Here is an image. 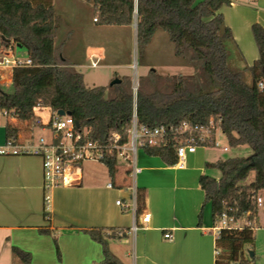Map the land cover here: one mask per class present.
<instances>
[{
    "label": "trees",
    "instance_id": "1",
    "mask_svg": "<svg viewBox=\"0 0 264 264\" xmlns=\"http://www.w3.org/2000/svg\"><path fill=\"white\" fill-rule=\"evenodd\" d=\"M93 6L98 24L130 26L136 23L137 51L144 55L156 32L164 30L174 44L177 57L193 68L190 74L162 75L151 68L139 77L137 119L140 125L165 126L167 135L159 144L144 151L159 156L168 165L177 162L176 149L190 132H181L186 121L208 125L226 137L229 145L247 144L253 153L207 163L218 168L219 179L204 174L201 187L205 202H211L214 221L224 213L236 218L247 216L253 225L222 229L216 238L215 264H255L248 249L254 244L257 198L264 191V26L251 25L259 57L244 64L233 32L220 12L233 0H83ZM61 17L53 5L30 0H0V42L12 40L20 54L33 64L13 69L11 90L0 82V108L11 110L21 121H34V108L65 110L92 130L90 137L106 143L110 131L127 140L133 116V84L129 76L113 85L87 86L83 73L66 55L64 45H56ZM71 35V34H70ZM67 36L65 43L70 39ZM236 54L237 57H235ZM231 63H235L232 66ZM244 64V65H242ZM8 136L18 128L6 124ZM215 129L212 136L215 137ZM198 146H213L199 141ZM113 179L121 165L116 155L102 161ZM131 173V167L125 170ZM254 173L251 182L246 183ZM145 195L137 189V213H142ZM201 218V213H200ZM103 248L101 264H124L109 246L110 240L129 237V229L95 227L85 230ZM57 244V243H56ZM14 252L24 261L31 255L18 247ZM58 255H60L57 246Z\"/></svg>",
    "mask_w": 264,
    "mask_h": 264
},
{
    "label": "crops",
    "instance_id": "2",
    "mask_svg": "<svg viewBox=\"0 0 264 264\" xmlns=\"http://www.w3.org/2000/svg\"><path fill=\"white\" fill-rule=\"evenodd\" d=\"M220 12L232 29L244 64L252 65L259 51L251 25L257 22L264 26V0H233ZM91 49L90 55L85 51L83 59H103L99 47ZM48 110L37 113L45 123L51 114ZM6 124L17 127L22 139H36L38 131L46 129L29 121L6 119L0 122V145L7 138ZM140 150L137 165L142 170L136 176L127 175V167L120 164L119 173L111 181L84 180L82 175L78 185L54 188L49 217L44 209L42 158L0 155V264H101L102 245L85 230L130 229L135 216L141 213L116 204L119 198L129 200L130 186L144 192L142 212L150 214V221L135 234L119 240L131 247L127 252L131 260L118 255L115 241L109 243L116 257L124 264H215V221L200 179L210 168L207 163L220 159L199 146L187 156L184 167H179ZM109 182L113 186H108ZM165 232L172 236L166 238ZM13 247L29 252L30 262H24Z\"/></svg>",
    "mask_w": 264,
    "mask_h": 264
},
{
    "label": "built area",
    "instance_id": "3",
    "mask_svg": "<svg viewBox=\"0 0 264 264\" xmlns=\"http://www.w3.org/2000/svg\"><path fill=\"white\" fill-rule=\"evenodd\" d=\"M96 20V19H95ZM15 43L0 42V82L5 85L11 83L13 69L15 67L30 66L33 59L29 56L20 54ZM260 87H264V82H260ZM137 89L133 87V116L130 128L127 130V140L122 142V135L112 130L106 143L94 140L90 137L92 130L89 127L81 128L80 124L71 116V114L60 115L58 111H53L49 107L37 106L34 108L35 116L33 124L49 128L51 136L47 139L45 136H38L36 139L29 136L25 139L17 136H8L4 144L0 145V155H39L42 158L43 166V199L46 215L49 217L50 205L53 198V191L59 185H78L82 179L81 163L84 160L103 161L110 155H116L118 162L120 160L128 163L131 167V176H136L142 168L137 165V153L146 146L159 144L167 135L165 126H147L140 125L137 119ZM44 109H49V119L45 123L40 115ZM18 119L11 110L0 108V118ZM30 122V121H29ZM212 129H215V137L212 136ZM181 132H190L178 145L176 149L177 162L175 165L184 167L187 156L194 153L199 147L196 144L195 137L191 132H199V141H207L218 146L217 132L213 119L208 125H191L184 122L180 127ZM203 147V146H202ZM205 147V146H204ZM108 186H113L112 182ZM132 195L128 201L121 198L116 200V204L121 209L133 208L137 210V189L130 186ZM257 203H262V198H257ZM150 221V214L142 212L135 216L133 225L129 229V234H135L139 229H143L144 223ZM140 223L142 225H140ZM246 225H253V221L247 216L236 218L234 215L224 213L215 221L213 230L216 235L224 228H243ZM164 236L170 238L172 235L165 232Z\"/></svg>",
    "mask_w": 264,
    "mask_h": 264
},
{
    "label": "rangeland",
    "instance_id": "4",
    "mask_svg": "<svg viewBox=\"0 0 264 264\" xmlns=\"http://www.w3.org/2000/svg\"><path fill=\"white\" fill-rule=\"evenodd\" d=\"M30 1L33 4L44 3L55 7L61 17L56 35V45H64L67 56L76 62L75 67L83 73L87 86L109 85L114 78L122 79L129 76L132 79L133 87H138L139 77L147 74L151 68L156 69L162 75L190 74L194 71L191 66L175 55L174 44L169 40L164 30L159 29L145 54L139 55L135 23L130 26L98 24L94 17L92 4L83 0ZM68 35H70V39L65 43ZM15 47L18 49L17 45ZM97 47L103 51V59L96 57L83 59L85 51H88V55H90L91 48ZM235 55L237 57L238 54L235 53ZM231 64L235 66V63ZM3 86L6 91L11 90V83ZM6 119V117H1L0 122H5ZM39 135L48 139L51 136V131L49 128L43 131L39 130ZM216 138L219 141L218 146L205 147L220 160L232 157L246 158L253 153L252 148L247 144L229 145L227 137L220 130L217 132ZM120 162H122L120 163L122 167L123 165L124 167L128 166V163L122 160ZM81 168L84 180L111 181L108 167L102 161L84 160L81 163ZM207 174L215 178L221 176L220 170L214 167L208 168ZM253 178L254 173H251L246 183L251 182ZM259 195L262 196L263 201L258 206V213L254 221L256 227L254 244L248 250L254 251L255 264H264V191H261ZM130 236L132 237V235ZM110 242L118 244V255L126 259L131 258L127 255V252L131 250L129 245L119 240H110ZM216 249L219 250L217 247Z\"/></svg>",
    "mask_w": 264,
    "mask_h": 264
},
{
    "label": "water",
    "instance_id": "5",
    "mask_svg": "<svg viewBox=\"0 0 264 264\" xmlns=\"http://www.w3.org/2000/svg\"><path fill=\"white\" fill-rule=\"evenodd\" d=\"M135 25H137L136 23H135ZM7 42H10V40L9 39H5ZM263 71H264V69H263ZM121 82V79L120 78H114L112 81H111V83H110V85H113V84H116V83H120ZM58 113L60 114V115H64V114H70V112H67V111H65V110H58ZM77 124L79 125V123L77 122ZM249 254H250V257H253L254 256V251H252V250H249Z\"/></svg>",
    "mask_w": 264,
    "mask_h": 264
}]
</instances>
